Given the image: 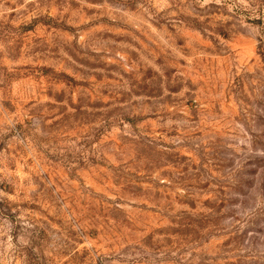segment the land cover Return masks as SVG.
Returning <instances> with one entry per match:
<instances>
[{
    "label": "rangeland",
    "instance_id": "rangeland-1",
    "mask_svg": "<svg viewBox=\"0 0 264 264\" xmlns=\"http://www.w3.org/2000/svg\"><path fill=\"white\" fill-rule=\"evenodd\" d=\"M0 264H264V0H0Z\"/></svg>",
    "mask_w": 264,
    "mask_h": 264
},
{
    "label": "trees",
    "instance_id": "trees-1",
    "mask_svg": "<svg viewBox=\"0 0 264 264\" xmlns=\"http://www.w3.org/2000/svg\"><path fill=\"white\" fill-rule=\"evenodd\" d=\"M250 8L248 11V13H246L248 16H247V20L250 22V21H261L263 19V8L261 7V5H257V4H251L250 5ZM240 10V9H239ZM239 10L238 13H241ZM245 11V10H243Z\"/></svg>",
    "mask_w": 264,
    "mask_h": 264
}]
</instances>
